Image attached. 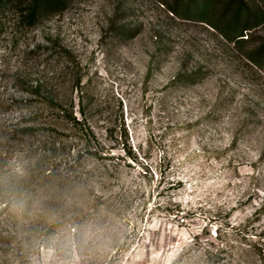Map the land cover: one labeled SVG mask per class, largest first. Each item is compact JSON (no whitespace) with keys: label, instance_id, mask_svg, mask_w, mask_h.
I'll list each match as a JSON object with an SVG mask.
<instances>
[{"label":"rangeland","instance_id":"rangeland-1","mask_svg":"<svg viewBox=\"0 0 264 264\" xmlns=\"http://www.w3.org/2000/svg\"><path fill=\"white\" fill-rule=\"evenodd\" d=\"M69 1L0 4V264H264V22L239 50L179 0Z\"/></svg>","mask_w":264,"mask_h":264},{"label":"trees","instance_id":"trees-1","mask_svg":"<svg viewBox=\"0 0 264 264\" xmlns=\"http://www.w3.org/2000/svg\"><path fill=\"white\" fill-rule=\"evenodd\" d=\"M69 2V0H0V4L11 5L17 9L20 23L24 26H34L42 20L62 14ZM243 2V0H179L174 2L170 10L173 14L183 19H200L203 22H207L224 34L227 39L234 42L238 49L241 50L245 43H251L253 40L249 41V37L244 39V32L251 29L252 21L255 24L253 27H258L264 22V15H260L256 10L254 12L251 11L252 9H248ZM210 14H220V19H217L218 23L210 20ZM261 14H264L263 9ZM260 16H262V19L259 21L258 17ZM245 55L252 63L261 65V60H264V43L246 52ZM200 74V70L187 72L179 77V81L193 84ZM69 120L75 127L81 125V121H78L72 115L69 116ZM79 130L83 131V129ZM90 134L93 135L92 132ZM92 140L97 141L95 136H93ZM84 141L88 145L86 151L89 156L97 160H111L113 158L105 152V147L98 141L92 146L88 133L84 134Z\"/></svg>","mask_w":264,"mask_h":264}]
</instances>
